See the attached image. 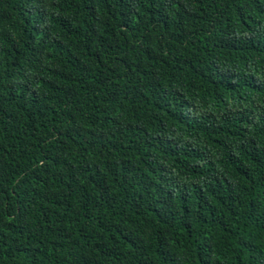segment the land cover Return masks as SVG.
<instances>
[{
    "label": "trees",
    "instance_id": "obj_1",
    "mask_svg": "<svg viewBox=\"0 0 264 264\" xmlns=\"http://www.w3.org/2000/svg\"><path fill=\"white\" fill-rule=\"evenodd\" d=\"M0 264H264V0H0Z\"/></svg>",
    "mask_w": 264,
    "mask_h": 264
}]
</instances>
